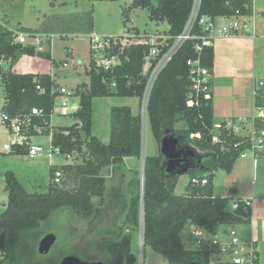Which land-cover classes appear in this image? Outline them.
Wrapping results in <instances>:
<instances>
[{"label":"trees","instance_id":"16d2710c","mask_svg":"<svg viewBox=\"0 0 264 264\" xmlns=\"http://www.w3.org/2000/svg\"><path fill=\"white\" fill-rule=\"evenodd\" d=\"M193 7L194 0H158L157 6L151 0H133L132 6L123 12L124 24L130 20L133 9H149L151 21L169 24L167 35L171 37L169 42L173 43L172 39L184 32ZM253 8V0H202L199 18H238L252 15ZM87 16L91 31L92 12ZM199 32L197 23L193 33ZM139 34L137 31V37H140ZM16 36L15 32L0 28V80L6 91L2 113L9 119L31 117L32 122L28 139L23 145H14L9 155H26L30 136L36 135L35 126H41L45 134L52 135L53 144L63 154H77L81 161L62 167L52 166L54 174L61 169L65 179L61 186L52 182L46 194L27 192L14 173H7L8 203L0 215V235H6V248L0 252V264H22L23 258L31 253L37 254L38 244L48 233L49 222L55 213L68 212L80 219L93 217L96 210L94 199L103 200L107 192L103 171L109 167L124 166L126 158H142L143 115H134L129 106H114L111 110L110 142L105 144L93 135V101L112 96L142 99L146 85L144 61L152 46L150 39L132 41L124 48L118 44L114 52L122 62L109 71L97 69L91 60L88 71L90 84L79 85L75 91L80 97L79 109L71 114L76 123L71 127H55L51 125V116L59 91L53 77L21 74L13 70L20 57L52 59V52L18 43ZM196 42L187 41L161 73L153 88L147 112L149 130L159 145L166 130H170L183 137L187 145L207 154V157L197 160L200 161L199 169L190 172L191 179L197 178L199 182H191L186 194L176 195V177L165 172V156L161 151L154 156L147 155L144 161V198L138 180L137 187L132 189L125 226L133 229L140 225L143 218V247L150 246L169 264H231L213 263L209 251L187 248L181 236L187 224L200 226L209 234L217 235L222 226L252 222L251 209L240 206L231 210L229 207L234 200L214 194L215 172L220 169L232 172L242 155L254 149V142L252 135L236 134L227 122H223L215 133L212 92L210 98L203 97L199 103L188 99L190 80L187 61L198 56L194 51ZM202 58L203 64L213 71L214 48H205ZM4 62L8 65L5 66ZM38 86L44 90L43 93ZM262 88L255 94L258 108L264 107V86ZM35 108L43 113L31 116ZM179 123L183 126L178 127ZM254 127L257 133L259 128L264 127V122L256 117ZM215 136L219 140L216 143L213 141ZM255 156L264 157V141L262 150L255 149ZM204 179L207 181L205 185L201 184ZM110 234L115 238L109 247L111 264H137L131 237L123 236L122 229L110 231Z\"/></svg>","mask_w":264,"mask_h":264},{"label":"rangeland","instance_id":"374dc122","mask_svg":"<svg viewBox=\"0 0 264 264\" xmlns=\"http://www.w3.org/2000/svg\"><path fill=\"white\" fill-rule=\"evenodd\" d=\"M154 6L158 0H151ZM133 0L116 1H94V0H0V28L7 26L16 34L23 33L26 36L25 46L34 45L38 50L51 51L52 59L43 57H20L13 66L17 73L31 72L37 75H50L56 81L58 90L65 88L68 95H60L55 99V108L51 116V125L55 127H71L76 120L71 115L79 105L80 97L75 94L79 85L90 84L88 71L92 56L90 53V37L93 33L98 36L130 37L134 38L137 31L140 39H151L158 35L165 36L169 30L167 22H155L150 19L149 9H133L130 12V20L124 24L123 12L132 6ZM93 15V29H88V13ZM234 18H219L220 22H229ZM251 15L238 17L243 24L249 23ZM25 30H29L25 31ZM264 45L261 44L257 51V58L264 63ZM67 63V66L64 64ZM5 66L8 63L4 64ZM262 74L252 77L245 91L233 94L235 99L220 86V94L226 101L232 104L233 109L242 103L246 112L238 119V123H245L241 129L242 134H250L254 143L258 144L264 138L259 134L264 127L259 128L256 133L253 119L260 111L255 107L254 94L263 89L259 86ZM218 94V89L216 88ZM63 101L68 103V108L63 109ZM6 102V91L0 80V148L10 144L15 138L2 121V109ZM75 106V110L72 108ZM114 106H129L134 115L144 116V152L142 158H132L128 165L122 167H109L103 171L107 181V192L105 198H95V214L89 219H80L68 212L55 213L48 226V233H55L58 240L48 255L31 253L23 258L22 264H60L66 256H76L87 262H102L111 264L109 247L115 241L110 231L122 229V235L131 237V247L137 257V264H169L160 254L150 246L143 247V225L142 222L135 228L125 226V218L129 210L132 198V189L137 181L140 192H142L141 178L144 170V161L147 155L154 156L161 151L162 145L158 144L149 130L146 109L143 108L141 98L138 97H103L95 98L93 101V135L103 143L108 144L111 136V110ZM224 120L233 123V114H219L215 116V133ZM183 124L179 123L178 127ZM229 126H232L229 124ZM234 126V125H233ZM166 130L164 136L169 135ZM178 138L180 148L187 150L191 148L186 141L177 133H172ZM32 145H42L46 151L51 150V136L39 133L32 138ZM195 150V149H194ZM196 151V150H195ZM207 154L196 151L194 155L186 157L182 168L178 169L176 177L175 194L184 195L191 183V171L199 169V162ZM164 169L166 172L167 158L165 157ZM81 157L72 154L67 158L65 154H55L51 158L46 153L30 158L27 155L0 154V215L6 210L8 193L6 191V175L9 172L15 174L25 190L29 193L46 194L53 181L54 167H62L79 163ZM253 161H262L260 156H254L252 151L247 152V157H241L234 165L232 172L220 169L215 172L213 179L214 194L221 197H230L232 200H244L250 196L255 199L254 207L259 210L258 221L246 225H234L232 227L238 232L243 240L252 239L253 231L264 235V168H255ZM191 162L194 164L192 165ZM264 165V164H263ZM167 173V172H166ZM168 174V173H167ZM173 176V174H168ZM72 186V185H71ZM69 188H71L69 186ZM263 191V192H259ZM261 194V195H260ZM229 209L232 210L230 205ZM192 224H187L181 236L184 243L191 248H196L195 242L189 238ZM228 226H222L218 240L223 241L224 232ZM47 233V234H48ZM264 254V250H263ZM214 260L217 256L213 254ZM219 258L229 261L232 256L220 254ZM264 260V259H263Z\"/></svg>","mask_w":264,"mask_h":264},{"label":"built area","instance_id":"2783aa9c","mask_svg":"<svg viewBox=\"0 0 264 264\" xmlns=\"http://www.w3.org/2000/svg\"><path fill=\"white\" fill-rule=\"evenodd\" d=\"M254 2V0H253ZM202 0H194V7L191 13V16L188 20V23L185 27L184 32L175 37L173 43H170L171 37L167 34L165 36L158 35L155 38L150 39L152 44L151 49L148 55L145 57L144 61V71L143 75L146 79L145 91L142 97V103L144 110L148 109V104L150 97L161 73L165 70L167 65L170 63L175 54L183 47L187 41L195 40L197 41L194 46V51L197 53V57L190 58L187 61V66L189 67V80H190V92L188 99L190 101L198 102L201 98H210L212 92V70L206 67L203 64L202 52L205 48H212L214 46V39L218 37H226L239 31H244L249 33L250 30L245 25L241 23L238 18H234L232 21L221 23L217 19H213L210 16H202L199 18V12L201 7ZM227 19V18H223ZM198 23L200 32L193 33V29ZM123 37V36H122ZM140 40V37L135 35L134 38L130 37H113V36H98L93 33L90 37V53L92 56L93 64L97 69H102L109 71L122 62L121 57L118 54H115L114 49L118 44L124 48L130 42ZM16 41L21 44L26 43V36L23 33H18L16 36ZM214 48V47H213ZM6 62H4L5 64ZM64 66H67L65 63ZM115 87L116 84L114 83ZM264 86V81L260 82V87ZM38 89L41 93L44 90L38 86ZM60 95H68V91L65 88H60L58 90ZM56 99V98H55ZM63 109L68 108V103L63 101L61 104ZM55 108V105H54ZM260 111L258 118L261 122H264V108L258 109ZM54 111V110H53ZM43 111L35 108L31 112V116L41 115ZM145 116V115H144ZM143 116V119H144ZM147 121H148V112H146ZM2 121L9 131L15 135L14 140L10 144L3 145L0 148V154L11 153L14 150V145L20 146L24 144V141L28 139V129L31 126L32 119L31 117H25L23 119L15 118L9 119L7 116L2 115ZM8 122V124H7ZM36 135L39 133H44L41 126H35ZM259 134L264 138V129L259 132ZM36 135H31L29 140V146L27 154L30 158H35L40 156L42 153H46L47 158H51L55 152L58 154H63L59 147H56L52 142L51 136V145L52 148L49 151H46L45 147L42 145H32V138ZM200 137L199 135H196ZM213 141L218 142V137L215 136ZM263 141H260L258 144L254 143V149L252 150L255 156V149L263 148ZM254 142V140H253ZM26 154V155H27ZM66 155V154H65ZM247 153L243 154L242 157H246ZM67 158L72 157V155H66ZM65 179L64 173L61 169H57L53 176V183L56 185H62L63 180ZM192 183H198L197 178L191 179ZM207 183L206 179L201 181V184L205 185ZM253 198H247L244 200H234L231 202L232 210L238 209L240 206H243L245 209H252L253 207ZM193 225V224H192ZM228 230L224 232L223 241L218 240L217 235L209 234L204 228L193 225L190 232V237L196 244V248L186 247L189 249L199 250V251H209L211 253L213 263L215 261L220 262H229L231 264H257L259 260L258 250L256 243L254 241H245L240 237L238 232L234 227L228 226ZM215 254L217 259L214 260ZM220 254H229L232 256V259L229 261H223L219 258Z\"/></svg>","mask_w":264,"mask_h":264},{"label":"crops","instance_id":"0c3cea01","mask_svg":"<svg viewBox=\"0 0 264 264\" xmlns=\"http://www.w3.org/2000/svg\"><path fill=\"white\" fill-rule=\"evenodd\" d=\"M221 23H225V22H221ZM244 23L249 28L250 30L249 33L244 31H239L238 33L226 37L215 38L214 46H213L215 51V64L212 72V99L214 104V114L215 116L216 115L218 116L219 114H223V115L228 114V117L231 114H233L232 124L227 122V120H224L223 122H227L228 126L229 124L232 125L229 127H233L235 133L239 135H248L241 133V129L242 128L244 129L246 127L245 123L242 124L238 123L239 121L238 119H240L239 117H241V115H244L246 109H244L242 103L238 105L236 109H233L232 104L224 103L226 99L223 96H221L220 89L223 87V89H225V91L229 93L230 99L232 98L235 99V96L233 94H235V92L238 91H245V89L247 88V84L249 83L252 77H255L258 74H262L263 78L261 79V81H264V63L260 62L259 59L257 58V53H258L257 51H259L260 45L261 44L264 45V0H254V8H253V13L251 15V19L249 20V23L247 22ZM2 27L12 31L5 25ZM263 54H264V49H263ZM28 73L31 72H27V73L25 72L21 74H28ZM220 83H222V87L220 86ZM216 88L219 91L218 94L215 91ZM256 91L257 89L255 88V94ZM79 104H80V100H79ZM254 105L256 107V103H254ZM79 106L80 105H78L76 111L79 109ZM72 108L75 110L76 107L72 106ZM256 108L260 109L258 107ZM258 116L259 114L257 116H254V119ZM254 119H253V124H254ZM169 133H170L169 135H173L175 137V135L172 134L174 132L169 130ZM189 146L193 148L191 145ZM178 149H181L179 143H178ZM188 149L192 150L194 153L198 151L195 148L193 149L188 148ZM131 159L132 158H126L125 163L128 165ZM261 160L262 161H253V165L255 166V168L259 167L260 165L263 166L264 168L263 165L264 157H261ZM259 192H263V191L258 190V193ZM248 198H253V201L255 202L253 196H250ZM251 210H252L251 223H254L258 221V219L260 218L259 210L254 207V203ZM252 233H253V237L252 239H250V241H254L256 243L258 255H259V260L257 264H264V260H263L264 235L261 232L257 234L253 231Z\"/></svg>","mask_w":264,"mask_h":264},{"label":"water","instance_id":"95a60500","mask_svg":"<svg viewBox=\"0 0 264 264\" xmlns=\"http://www.w3.org/2000/svg\"><path fill=\"white\" fill-rule=\"evenodd\" d=\"M161 153L168 159L166 163V172L168 174H174L178 169L182 168V163L185 162L189 155H194L192 150L178 149V139L173 135H167L161 142ZM142 192L141 196L144 198V184H145V166L143 175L141 178ZM143 210V206H142ZM143 225V218H142ZM58 240V236L55 233L46 234L38 244V252L41 255H48ZM6 248V235L2 233L0 235V252L5 251ZM60 264H104L102 262H87L79 259L76 256H66Z\"/></svg>","mask_w":264,"mask_h":264}]
</instances>
